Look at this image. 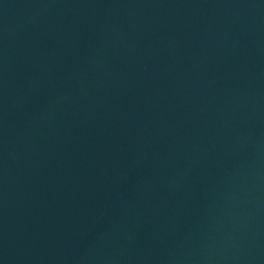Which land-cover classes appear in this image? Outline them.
<instances>
[{
  "label": "water",
  "instance_id": "obj_1",
  "mask_svg": "<svg viewBox=\"0 0 264 264\" xmlns=\"http://www.w3.org/2000/svg\"><path fill=\"white\" fill-rule=\"evenodd\" d=\"M159 0H0V213L87 113Z\"/></svg>",
  "mask_w": 264,
  "mask_h": 264
}]
</instances>
